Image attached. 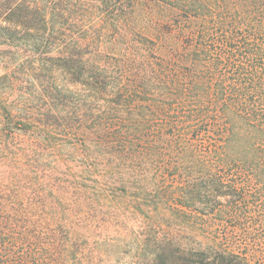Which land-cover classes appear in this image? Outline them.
<instances>
[{
    "label": "trees",
    "instance_id": "obj_1",
    "mask_svg": "<svg viewBox=\"0 0 264 264\" xmlns=\"http://www.w3.org/2000/svg\"><path fill=\"white\" fill-rule=\"evenodd\" d=\"M0 264H264V0H0Z\"/></svg>",
    "mask_w": 264,
    "mask_h": 264
}]
</instances>
